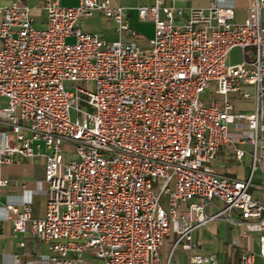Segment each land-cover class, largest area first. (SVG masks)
<instances>
[{
    "label": "built area",
    "instance_id": "obj_1",
    "mask_svg": "<svg viewBox=\"0 0 264 264\" xmlns=\"http://www.w3.org/2000/svg\"><path fill=\"white\" fill-rule=\"evenodd\" d=\"M188 1L138 8L155 28L145 48L81 30L101 15L120 37L135 38L127 9L112 0L76 8L44 0L43 29L20 0L0 5V124L9 129L0 133V166L43 160L47 199L43 218L33 217L32 199L4 209L15 239L47 246L37 256L45 264H163L170 238L166 264L178 261L179 248L190 264H227L194 244L217 221L239 231L228 264L264 262V183L260 197L250 193L264 151V0H253L244 23L218 2L176 6ZM247 48L256 50L251 62ZM236 49L242 62L229 65ZM213 87L221 100L203 104ZM246 87L255 90L251 114L236 112L231 98L251 99ZM233 127L251 132L243 135L254 147L246 181L214 168L219 151L234 145ZM9 184L0 181V196Z\"/></svg>",
    "mask_w": 264,
    "mask_h": 264
},
{
    "label": "crops",
    "instance_id": "obj_2",
    "mask_svg": "<svg viewBox=\"0 0 264 264\" xmlns=\"http://www.w3.org/2000/svg\"><path fill=\"white\" fill-rule=\"evenodd\" d=\"M15 0H0V5L8 7L14 3ZM21 3L34 9L33 19L35 25L39 29L46 27L47 15L43 9L44 0H20ZM114 5L127 9L126 17L129 27L137 33L135 38L129 35H120L117 32L116 25L107 21L103 16L97 15L90 20L82 21L80 28L84 33L98 35L108 41H115L121 38L126 44L137 45L145 48L148 41L154 36V25L150 22H145L140 19L138 8L150 5L151 0H112ZM218 2L220 5L231 7L235 11V22L244 23L249 15L253 0H189L185 3H177V7L182 8H199L207 9L212 3ZM80 0H61V4L67 8H76L79 6ZM264 16V15H263ZM1 22V18H0ZM239 50V49H236ZM235 51V50H234ZM233 51V52H234ZM232 52V53H233ZM231 53V54H232ZM231 55L228 58L229 65H237L242 62L231 63ZM245 92L252 96L249 100H243L240 97L233 95L232 101L234 103L235 111L238 113L251 114L255 111V90L252 87H246ZM210 92H213L214 97L219 101L221 98L216 95L215 87ZM7 104L5 99H0V108ZM205 105L208 102L204 103ZM264 105V100H263ZM0 133H9V129L5 125L0 124ZM249 137L250 131L232 128L231 136L234 141L233 146H228L221 149L216 157L214 168L216 171L224 176L232 179L246 181L252 174L253 164V150L254 147L248 140L243 142V135ZM245 152L244 157L239 160L237 158V151ZM45 179V165L41 159L24 160L21 163H14L11 165L0 166V181H9V186L4 189L0 196V203L3 207L0 208V264H45L38 259V255L47 256L49 254L46 245L40 243L33 237H24L21 240L14 238L13 225L8 217L7 211L4 209L6 205H20L25 199H32V215L34 218H43L46 214L47 199L40 194L44 187ZM264 183V151L261 152L260 169L254 174L253 185L250 187V193L260 197L261 191L259 186ZM223 226L233 230L235 237L238 238L239 231L234 229L225 221H219ZM203 233L202 229L194 236V244L203 249ZM201 240V242H200ZM20 242H25V247L19 246ZM172 239H167L163 247V264H166L167 254L170 251ZM236 260V259H235Z\"/></svg>",
    "mask_w": 264,
    "mask_h": 264
},
{
    "label": "rangeland",
    "instance_id": "obj_3",
    "mask_svg": "<svg viewBox=\"0 0 264 264\" xmlns=\"http://www.w3.org/2000/svg\"><path fill=\"white\" fill-rule=\"evenodd\" d=\"M256 50L254 48H247L245 50L246 60L248 62L252 61L251 55H254ZM241 50H235L231 54V63L236 64L241 62ZM214 97L213 92L207 91L202 97V103L208 102L210 99ZM72 117L75 119L76 114L73 113ZM203 233V249L202 254L204 256L208 255H217L220 262L230 263L234 262L238 257V250L236 247H233L232 244L234 242V231L229 230L228 227L225 228L223 224L219 221L213 222L202 229ZM201 242V240H200ZM171 246V245H170ZM171 248V247H170ZM162 250V254H163ZM255 253L259 256L260 250L258 246V242L256 243ZM176 256L178 261L175 264H190L187 254L179 248L176 251ZM258 264H264L260 258H258Z\"/></svg>",
    "mask_w": 264,
    "mask_h": 264
}]
</instances>
